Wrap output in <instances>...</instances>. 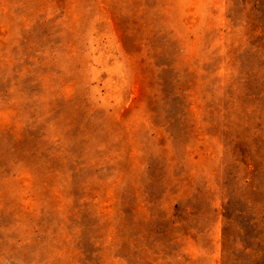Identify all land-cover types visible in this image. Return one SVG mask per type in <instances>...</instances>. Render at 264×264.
I'll return each instance as SVG.
<instances>
[{
	"label": "rangeland",
	"instance_id": "1",
	"mask_svg": "<svg viewBox=\"0 0 264 264\" xmlns=\"http://www.w3.org/2000/svg\"><path fill=\"white\" fill-rule=\"evenodd\" d=\"M0 264H264V0H0Z\"/></svg>",
	"mask_w": 264,
	"mask_h": 264
}]
</instances>
